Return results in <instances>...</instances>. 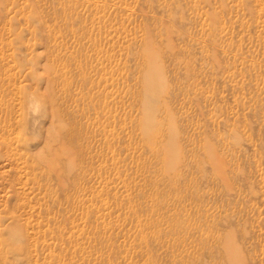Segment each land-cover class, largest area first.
<instances>
[{
	"label": "rangeland",
	"instance_id": "rangeland-1",
	"mask_svg": "<svg viewBox=\"0 0 264 264\" xmlns=\"http://www.w3.org/2000/svg\"><path fill=\"white\" fill-rule=\"evenodd\" d=\"M236 263L264 264V0H0V264Z\"/></svg>",
	"mask_w": 264,
	"mask_h": 264
},
{
	"label": "bare ground",
	"instance_id": "bare-ground-1",
	"mask_svg": "<svg viewBox=\"0 0 264 264\" xmlns=\"http://www.w3.org/2000/svg\"><path fill=\"white\" fill-rule=\"evenodd\" d=\"M234 261V260H233ZM239 263V261H237ZM237 264V263H236Z\"/></svg>",
	"mask_w": 264,
	"mask_h": 264
}]
</instances>
